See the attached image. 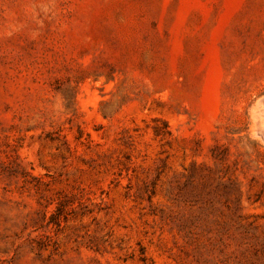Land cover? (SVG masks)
Listing matches in <instances>:
<instances>
[{"label": "rangeland", "instance_id": "374dc122", "mask_svg": "<svg viewBox=\"0 0 264 264\" xmlns=\"http://www.w3.org/2000/svg\"><path fill=\"white\" fill-rule=\"evenodd\" d=\"M0 264H264V0H0Z\"/></svg>", "mask_w": 264, "mask_h": 264}]
</instances>
